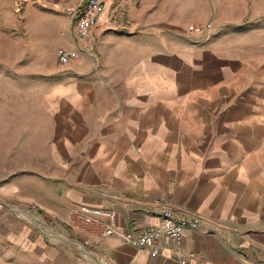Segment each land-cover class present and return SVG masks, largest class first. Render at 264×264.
Listing matches in <instances>:
<instances>
[{"label": "crops", "instance_id": "crops-1", "mask_svg": "<svg viewBox=\"0 0 264 264\" xmlns=\"http://www.w3.org/2000/svg\"><path fill=\"white\" fill-rule=\"evenodd\" d=\"M82 1L16 14L0 0V68L16 74L0 101L20 107L0 108V264H95L13 206L48 222L113 211L115 233L89 250L108 264H264V0H105L85 41L66 15ZM162 199L202 218L178 256L120 239L154 226Z\"/></svg>", "mask_w": 264, "mask_h": 264}, {"label": "built area", "instance_id": "built-area-1", "mask_svg": "<svg viewBox=\"0 0 264 264\" xmlns=\"http://www.w3.org/2000/svg\"><path fill=\"white\" fill-rule=\"evenodd\" d=\"M11 1L16 12H19L23 5L27 3L44 7L40 0ZM104 4L105 0H83L78 6L69 8L66 11L67 17L73 20L75 33L81 41L88 39L91 29L104 12ZM187 31L192 35L200 34L207 37L211 33V24L191 25L188 26ZM71 56L72 54L65 49L59 50L58 59L62 65H66ZM11 211L37 228L47 242L51 244L69 242L78 252L91 259L95 264H108L101 258L93 257L89 250L92 247H97L102 239L115 233L116 214L113 211L98 207L74 208L61 222L40 220L30 210L17 206L11 207ZM155 215L157 223L154 226L142 228L136 232L122 231L119 234L121 241L135 246L140 251H148L153 255L159 254L167 241L171 244L174 254L178 256L184 238V231L198 228L202 221L199 215L179 216L165 199L157 202ZM69 230L81 231L88 237L82 241L74 240L71 238Z\"/></svg>", "mask_w": 264, "mask_h": 264}, {"label": "rangeland", "instance_id": "rangeland-1", "mask_svg": "<svg viewBox=\"0 0 264 264\" xmlns=\"http://www.w3.org/2000/svg\"><path fill=\"white\" fill-rule=\"evenodd\" d=\"M7 2L10 3V4H12L11 5V8L14 10V12L16 14H21L22 11H23V8H25L27 6L28 7L31 6V4H28V3L27 4H24L23 5V8L19 12H16L12 1L11 0H7ZM41 8L42 7H40L39 9H41ZM0 42H1V40H0ZM12 59H14V56H12ZM23 59L26 60V61H29V60L33 59L32 58V54L24 51V58ZM5 60L9 61V56L6 58L5 57V54H4V51L3 52H0V64H4ZM8 71L9 72L6 73V70L0 68V76H4V75L15 76L16 75L14 73V69H11V70H8ZM15 104L18 106V103L13 98H3V100L0 101L1 111L3 112V114H12L13 115L15 111L17 112ZM18 109L20 110V107L19 106H18Z\"/></svg>", "mask_w": 264, "mask_h": 264}]
</instances>
